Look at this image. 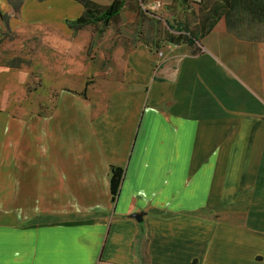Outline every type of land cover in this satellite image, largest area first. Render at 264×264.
<instances>
[{
	"label": "crops",
	"instance_id": "obj_1",
	"mask_svg": "<svg viewBox=\"0 0 264 264\" xmlns=\"http://www.w3.org/2000/svg\"><path fill=\"white\" fill-rule=\"evenodd\" d=\"M14 2L12 31L84 8ZM202 2L224 4L216 25L160 60L132 48L104 100L64 87L49 107H8L25 73L4 67L0 264H264V0Z\"/></svg>",
	"mask_w": 264,
	"mask_h": 264
},
{
	"label": "rangeland",
	"instance_id": "obj_2",
	"mask_svg": "<svg viewBox=\"0 0 264 264\" xmlns=\"http://www.w3.org/2000/svg\"><path fill=\"white\" fill-rule=\"evenodd\" d=\"M200 12L195 0H126L119 21L106 27L96 24L72 31L66 26L28 25L10 30L0 38V85L4 67L23 68L25 77L17 90L7 88V96L17 94V99L5 103L46 108L64 87L87 89L104 100L110 88L132 75V48L144 44L154 59L164 58L176 45L167 40L170 33L177 34L168 25L195 26Z\"/></svg>",
	"mask_w": 264,
	"mask_h": 264
},
{
	"label": "trees",
	"instance_id": "obj_3",
	"mask_svg": "<svg viewBox=\"0 0 264 264\" xmlns=\"http://www.w3.org/2000/svg\"><path fill=\"white\" fill-rule=\"evenodd\" d=\"M82 3L83 11L75 18H66L65 25L72 31H78L89 25L101 24L103 27L111 23H117L126 0H111L107 4H101L94 0H77ZM201 6V12L198 15V20L195 26H186L177 22L176 26L169 24V28L173 29L177 34L170 35L167 40L178 44L180 42H187L191 44V38L197 40L199 35H202L211 30L217 20L224 13V4H209L203 3L202 0H195ZM198 34V36H197ZM124 169L119 166H111L110 171V192L112 200L118 194L120 184L122 181ZM194 264V263H192Z\"/></svg>",
	"mask_w": 264,
	"mask_h": 264
},
{
	"label": "flooded vegetation",
	"instance_id": "obj_4",
	"mask_svg": "<svg viewBox=\"0 0 264 264\" xmlns=\"http://www.w3.org/2000/svg\"><path fill=\"white\" fill-rule=\"evenodd\" d=\"M14 1L15 0H7L8 10H6L4 12L0 11V19L4 22V26H5L3 35L7 34V32L10 31V27L8 24L9 18L10 17L15 18L16 16L19 15L18 6Z\"/></svg>",
	"mask_w": 264,
	"mask_h": 264
},
{
	"label": "water",
	"instance_id": "obj_5",
	"mask_svg": "<svg viewBox=\"0 0 264 264\" xmlns=\"http://www.w3.org/2000/svg\"><path fill=\"white\" fill-rule=\"evenodd\" d=\"M137 216H139V215H137Z\"/></svg>",
	"mask_w": 264,
	"mask_h": 264
}]
</instances>
